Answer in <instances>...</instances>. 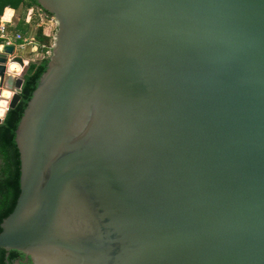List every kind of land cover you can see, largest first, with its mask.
Returning <instances> with one entry per match:
<instances>
[{
	"label": "water",
	"instance_id": "95a60500",
	"mask_svg": "<svg viewBox=\"0 0 264 264\" xmlns=\"http://www.w3.org/2000/svg\"><path fill=\"white\" fill-rule=\"evenodd\" d=\"M35 2L9 264H264V0ZM0 45L12 108L37 45Z\"/></svg>",
	"mask_w": 264,
	"mask_h": 264
},
{
	"label": "trees",
	"instance_id": "16d2710c",
	"mask_svg": "<svg viewBox=\"0 0 264 264\" xmlns=\"http://www.w3.org/2000/svg\"><path fill=\"white\" fill-rule=\"evenodd\" d=\"M4 6L17 9L19 18L16 28L24 32L22 16L30 7L39 8L46 16H50L42 10L35 0H0V15ZM22 36V34H20ZM33 43L37 45L39 56L28 61L21 73L22 83L19 90V100L14 107L8 108L0 122V222L12 209L18 195L19 159L14 142V130L22 114L23 108L29 99L36 82L43 72L47 52L51 44V36L45 35L40 26L36 27ZM0 264H9L6 252L0 248Z\"/></svg>",
	"mask_w": 264,
	"mask_h": 264
},
{
	"label": "crops",
	"instance_id": "0c3cea01",
	"mask_svg": "<svg viewBox=\"0 0 264 264\" xmlns=\"http://www.w3.org/2000/svg\"><path fill=\"white\" fill-rule=\"evenodd\" d=\"M6 8H10V9L14 10V15L10 18V21H5V20L2 19L3 16L5 15V9ZM17 9H13V8H11L9 6H4L3 9H2L1 15H0V24L2 23L5 26L7 32H11L12 34L19 33V34L23 35V32H20L19 29H17L16 26H15L17 21H18V19L20 18L19 14L17 12ZM21 23H22V27H24V26L28 27V34L27 35L30 38H32V35H31L30 32L32 31V29L34 30L38 26L41 27L42 32L45 35H49V33H48V29H49L48 23H50V21H49L48 17L46 15H44L39 10V8H36V7L28 8L26 10V12L24 13V15L22 16V22Z\"/></svg>",
	"mask_w": 264,
	"mask_h": 264
},
{
	"label": "clouds",
	"instance_id": "9594fccd",
	"mask_svg": "<svg viewBox=\"0 0 264 264\" xmlns=\"http://www.w3.org/2000/svg\"><path fill=\"white\" fill-rule=\"evenodd\" d=\"M14 15V10L10 8L5 9V15L3 16V20L10 21V18ZM3 51V45H0V52ZM24 65L28 64V60L23 61ZM14 71L15 76L19 77L23 72V68L19 63L12 62V56L8 57L7 62V72L6 75L12 74ZM15 95L14 91H10L7 88L0 90V119L5 116L6 111L9 108L10 102Z\"/></svg>",
	"mask_w": 264,
	"mask_h": 264
},
{
	"label": "built area",
	"instance_id": "2783aa9c",
	"mask_svg": "<svg viewBox=\"0 0 264 264\" xmlns=\"http://www.w3.org/2000/svg\"><path fill=\"white\" fill-rule=\"evenodd\" d=\"M0 43L9 45L12 44L15 48L21 49L26 43H33L32 38H24L19 33L12 34L7 32L5 26L0 24Z\"/></svg>",
	"mask_w": 264,
	"mask_h": 264
},
{
	"label": "rangeland",
	"instance_id": "374dc122",
	"mask_svg": "<svg viewBox=\"0 0 264 264\" xmlns=\"http://www.w3.org/2000/svg\"><path fill=\"white\" fill-rule=\"evenodd\" d=\"M48 17V19H49V21H50V23H48V26H49V29H48V33H49V35L51 36V42H52V36H53V34H54V31H55V23H54V20L52 19V17H51V15L50 16H47ZM24 28V32H23V35H22V37H24V38H30L27 34H28V27H26V26H24L23 27ZM31 33V35H32V37L34 36V33H35V29L33 30L32 29V31L30 32ZM25 35V36H24ZM48 53V52H47ZM39 56V53H35L32 57H33V59L34 58H36V57H38Z\"/></svg>",
	"mask_w": 264,
	"mask_h": 264
},
{
	"label": "bare ground",
	"instance_id": "6f19581e",
	"mask_svg": "<svg viewBox=\"0 0 264 264\" xmlns=\"http://www.w3.org/2000/svg\"><path fill=\"white\" fill-rule=\"evenodd\" d=\"M13 73H14V71H13Z\"/></svg>",
	"mask_w": 264,
	"mask_h": 264
}]
</instances>
